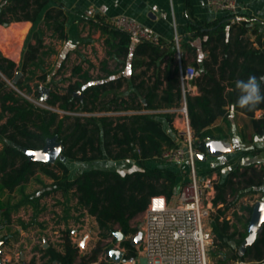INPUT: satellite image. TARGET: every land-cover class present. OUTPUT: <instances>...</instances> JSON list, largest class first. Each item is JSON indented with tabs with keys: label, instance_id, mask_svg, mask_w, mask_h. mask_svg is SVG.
<instances>
[{
	"label": "trees",
	"instance_id": "obj_1",
	"mask_svg": "<svg viewBox=\"0 0 264 264\" xmlns=\"http://www.w3.org/2000/svg\"><path fill=\"white\" fill-rule=\"evenodd\" d=\"M185 11L188 22L183 33L188 40L180 36V50L183 66L192 65L197 71L191 84L198 93L193 94L188 88L185 92L195 131V147L208 155V141L229 138L217 121L226 120L231 110L247 115L250 118L248 126L263 135L264 31L260 24L252 20L237 23L233 15L212 21L200 20L195 17L190 0H185ZM41 16L43 19L39 23ZM68 19V10L57 0H0V24L31 21L35 25L32 31L35 42L28 43L20 64L0 51V138L3 141L0 197L5 191L13 192L24 186L42 172L53 179L51 188L44 192L68 194L72 191L78 210L95 217L103 238L114 236L116 227L124 236L135 238L139 229L133 226L132 220L147 209L152 196L163 194L172 200L183 178L179 166L167 165L161 157L164 149L178 146L173 125L175 113L143 112L181 105L184 93L176 58L177 44L174 39H161L159 44L140 41L132 47V38L126 31L104 17L89 19L105 36L107 55L119 65H128L130 70L128 73L109 70L105 60L106 76L95 79L89 70L77 65L73 74L79 78L69 80L64 90L51 91L46 101L49 106L65 112L61 115L19 94L3 76L20 90L32 92L30 80L20 79L15 83V75L18 71L35 73L42 67L43 57L56 52L52 45L46 44L45 32L53 40L66 41ZM198 43L206 53L204 57L198 53ZM186 54L192 62L186 59ZM47 77V72L41 76L43 81H47ZM126 84L128 91L121 93ZM39 89L37 86V95ZM259 110L262 115L257 117ZM54 136L63 144L66 161L57 159L51 164L29 159L26 149H42ZM261 150H242L229 162L210 170L220 171L229 166L226 175L214 182V204L223 206L217 210L212 231L218 250H230L229 259L235 264H264V223L256 241L241 253L240 246L248 235L250 218L242 232L226 213L232 205L228 200L230 193L235 194L243 188L255 193L263 187L264 167L256 166L255 162L242 163L245 157ZM125 160L135 161L138 168L122 171L103 165ZM70 161L94 166L71 178ZM3 207L0 200V209ZM244 208L251 216L253 205ZM132 240L121 242L126 250L123 257L126 262L138 257V247ZM45 250L49 263L91 264L98 262L103 247L99 242L89 256L80 257L79 245L67 235L62 251L51 247ZM100 264L112 263L102 261Z\"/></svg>",
	"mask_w": 264,
	"mask_h": 264
},
{
	"label": "crops",
	"instance_id": "obj_2",
	"mask_svg": "<svg viewBox=\"0 0 264 264\" xmlns=\"http://www.w3.org/2000/svg\"><path fill=\"white\" fill-rule=\"evenodd\" d=\"M57 1L69 12L67 21L68 39L61 41L67 46L73 47L81 42L89 41V27L96 29L105 41V36L101 30L89 22V19L95 20L97 16L106 18L108 22L114 16H131L144 25L151 27L165 41L173 40L176 32L181 36V39L184 41L188 40V36L183 33L188 22L185 0ZM190 2L195 17L203 21H212L225 15H233L226 11L212 8L207 0H190ZM237 3V14L242 17L241 21L252 20L253 22H258L264 31V0H237ZM42 19L43 16L40 17L39 23ZM233 19L235 20L234 15ZM34 27L35 25L31 21H16L9 25L0 24L1 53L17 63L14 56L20 55L22 47L17 49L13 44L9 45V42L13 43L21 40L22 46ZM197 41L200 42L199 40ZM137 43V41L132 40V47ZM198 44V53L200 57H204L206 53L201 50L200 43ZM186 59L189 62L193 61L188 54H186ZM126 69H128L126 71L128 73L130 70L128 65L124 67V70ZM188 90L192 91L193 94L198 93V89L191 83L188 85ZM261 115L262 111L256 112L257 117ZM249 122L250 118L247 115L234 110L229 112L226 120L221 118L217 121V124L222 125L229 134L228 139H223L224 142L232 146V150L224 155L235 157L242 150L261 148V152L248 155L242 160V163L255 162L256 166L264 167V134L258 135L255 133L248 126ZM165 128L167 127L165 126ZM2 147L3 144L0 151ZM208 156L210 155H207L206 160L200 161L199 164L206 167L210 162ZM221 156H216V158ZM125 162L135 165V169L138 168L135 161L125 160ZM72 163L74 161L69 162L70 176L74 178L78 173L74 172L76 170H73ZM80 164L85 169L93 166L92 163L91 166L88 163ZM52 183L53 179L51 177L38 172L24 186L15 189L13 192L5 191L0 197L4 205L0 209V219L7 224L5 239L8 242L2 246V255L10 259L7 264H30L32 260L36 261L39 257L38 249L42 251V258L45 263L57 264L56 262H48L49 256L45 249L51 247L62 251L67 235L76 243V230L74 228H87L85 223H80L79 220L93 221L94 226L99 228L95 217L89 215L85 210H78L77 198L72 194V191L68 194L63 191L45 193V190L51 188ZM129 264H135V261L131 260Z\"/></svg>",
	"mask_w": 264,
	"mask_h": 264
},
{
	"label": "built area",
	"instance_id": "obj_3",
	"mask_svg": "<svg viewBox=\"0 0 264 264\" xmlns=\"http://www.w3.org/2000/svg\"><path fill=\"white\" fill-rule=\"evenodd\" d=\"M207 2L216 10L233 14L235 21L242 20L237 14V0H207ZM109 22L129 33L134 41H149L154 44L161 42L159 34L134 17L119 15L110 18ZM174 40L177 44L176 58L179 62L184 93L181 105L171 109L143 110V112L175 113L174 126L178 146L164 149L161 157L167 165H176L180 168L186 166L189 177L181 182L177 195L172 200H168L163 194L151 197L147 209L143 212V240L137 247L142 264H207L209 240L206 235L209 232L204 222L209 212L204 202L215 198L216 189L213 178L208 176L201 178L197 174L196 156L201 152L195 147V131L191 125L185 95L186 88L196 77L197 71L192 65L183 66L180 35L177 32ZM6 227V222L0 219V240H6ZM2 261L3 264H7L10 259L3 256Z\"/></svg>",
	"mask_w": 264,
	"mask_h": 264
},
{
	"label": "rangeland",
	"instance_id": "obj_4",
	"mask_svg": "<svg viewBox=\"0 0 264 264\" xmlns=\"http://www.w3.org/2000/svg\"><path fill=\"white\" fill-rule=\"evenodd\" d=\"M89 41L87 42H81L77 45H74L73 47L67 46V44L56 41L51 39V36L45 32L44 38L45 42L48 46H53L56 50L55 53L51 55H47L43 57L44 63L41 65L40 69H37L35 73L26 72L23 74L21 71V74L19 75L18 80H30V85L32 87V92H29L27 89L20 90L19 88L15 87L13 82L8 80L3 76V78L9 83L10 87L15 88L19 94L23 95L24 97L28 98L31 102L34 104L43 107V108H49L54 111L59 112L61 115L65 114L64 111L60 110L57 107H52L46 104V102H43L41 100V92L39 90V95L36 94L37 86L39 87H48L51 91L53 90H64V88L68 87L70 81L69 80H76L78 75H74V68L77 65H81L84 70H89L90 74L92 75V78H102L106 76L105 71L103 70L104 62L107 60L108 69L109 70H115L119 72H126L128 69L124 70L123 65H119L118 61L110 58L107 55V46H105V41L103 37L98 33L96 29L93 27H89ZM35 42V39L33 38V33L31 32L29 36L26 38V40L23 42V45L21 46L22 41L18 40L13 43L9 42V45L13 44L14 47L17 49H21L20 55L14 56L17 63L20 64L22 62L23 53L28 45L29 42ZM106 64V65H107ZM44 72H47L48 77L47 81H43L41 76L44 74ZM127 73V72H126ZM17 75V73H16ZM15 75V77H16ZM15 79V78H14ZM127 84L125 87L122 88L120 91L121 93H125L128 91ZM88 115V114H87ZM1 109H0V121H1ZM3 144L2 139L0 138V148ZM227 154V153H226ZM210 162L205 167L204 165H201L197 163V174L199 177L203 178L204 176H208L210 178H213V184L216 180H219L221 177H224L226 173L229 170V166L216 171H210L213 167L220 166L224 162H229L230 159L234 157L228 156H221V157H212L208 156ZM244 162V161H243ZM77 165V166H76ZM103 165L105 166H113L118 167L122 171L126 170H133L135 169V165L132 163H128L125 161H117V162H104ZM91 166V164L89 165ZM94 166V165H93ZM73 170H76L74 172L79 173L80 171L84 170L85 167L82 166L80 163H72ZM187 171L186 167L181 168V174L183 178L181 179V182L185 181L189 177V172ZM228 200L232 203L230 208L226 211L228 218L232 220L237 226L239 227V230L244 232L246 230L245 223L248 220V218H251L249 215V212L244 208L247 205H253L259 201L264 200V187L259 189V192L253 193L250 191V188H243L238 190L235 194L230 193L228 196ZM206 208L208 209V216L205 219V228L210 233V238L208 239V251H207V264H235L233 261L229 259L232 252L230 250L224 249V251L218 250L216 245L214 244V234L212 231L213 223H214V217L217 214V210L219 207H222L223 204H219L216 206L214 204V199L205 200ZM234 212L238 213V216L235 215ZM80 223H85L87 228H74L76 230V243L80 244L86 237V235L89 234L87 244L85 248L80 247V257L81 256H89L92 252V250L97 246L99 242H101V245L103 247V252L100 254L98 262H94L91 264H100V262L105 261L107 263L112 264H129V261H124V259H121L120 261H117L115 259H112L110 257L111 252H117L120 251L125 254L126 250L121 246V242L124 239H134V236H124L122 240L118 239V236L116 235L117 231H120L119 228H116V231L114 232V236H110L108 238H103L100 234V229L96 228L94 226L93 221L87 222L85 219L79 220ZM250 222V220H249ZM133 226L137 227L139 229V232L142 231L143 227V213L139 214L136 218L132 220ZM249 224V223H248ZM248 229V228H247ZM110 249H107L109 248ZM139 249V248H138ZM38 253L40 254L39 257L36 259L35 263L30 264H47L45 263V260L42 258V251L38 249ZM80 261V258L77 262ZM135 264H141V257L138 250V257L134 260Z\"/></svg>",
	"mask_w": 264,
	"mask_h": 264
},
{
	"label": "water",
	"instance_id": "obj_5",
	"mask_svg": "<svg viewBox=\"0 0 264 264\" xmlns=\"http://www.w3.org/2000/svg\"><path fill=\"white\" fill-rule=\"evenodd\" d=\"M21 72H17V75L14 79V82L16 83L18 81L19 75ZM41 92V100L43 102H46L51 94V90L48 87H40ZM80 96H82V93H79ZM232 150V146L229 144H226L224 140H210L207 142V153L210 156H221L226 154L227 152ZM63 151V144L57 140V136H54L52 138H49L46 142V145L42 149L38 150H29L26 149L25 153L28 155L30 160H37L44 163H55L57 159H62L66 161L65 156L62 153ZM207 155L205 153H199L197 154L196 158L198 161H205ZM263 223H264V200L257 201L254 206L251 213L250 222L248 224V235L243 240L240 251L241 253H245L247 248L250 247L258 238L259 234L261 233L263 229ZM116 235L118 236V239L122 240L124 238V235L121 231H117ZM89 234L86 235L84 240L81 242L80 247L85 248L87 244ZM143 240V232L140 231L137 236L132 240V244L134 246H139ZM6 242V240H0V264H3L2 261V246ZM110 257L112 259H115L117 261H120L123 259L124 255L122 252H111Z\"/></svg>",
	"mask_w": 264,
	"mask_h": 264
},
{
	"label": "bare ground",
	"instance_id": "obj_6",
	"mask_svg": "<svg viewBox=\"0 0 264 264\" xmlns=\"http://www.w3.org/2000/svg\"><path fill=\"white\" fill-rule=\"evenodd\" d=\"M206 236H207V238L209 239V238H210V233H207V235H206Z\"/></svg>",
	"mask_w": 264,
	"mask_h": 264
}]
</instances>
